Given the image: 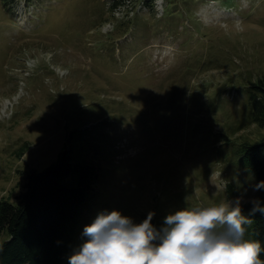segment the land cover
<instances>
[{
	"label": "rangeland",
	"instance_id": "374dc122",
	"mask_svg": "<svg viewBox=\"0 0 264 264\" xmlns=\"http://www.w3.org/2000/svg\"><path fill=\"white\" fill-rule=\"evenodd\" d=\"M5 2L0 198L63 147L98 173L63 264L99 213L163 221L244 189L242 206L256 198L243 150L264 127L243 115L248 85L264 79V0H43L25 5L24 25L9 16L23 6Z\"/></svg>",
	"mask_w": 264,
	"mask_h": 264
},
{
	"label": "clouds",
	"instance_id": "9594fccd",
	"mask_svg": "<svg viewBox=\"0 0 264 264\" xmlns=\"http://www.w3.org/2000/svg\"><path fill=\"white\" fill-rule=\"evenodd\" d=\"M4 7L43 4V0H5ZM12 9L18 23L19 11ZM264 190V180L252 191ZM247 189L231 200L213 206H193L168 214L157 229L148 212L140 223H133L117 210L97 214L85 225L86 237L79 249L68 257V264H264L258 239H246L252 217L264 215V204L252 198L248 215L242 205Z\"/></svg>",
	"mask_w": 264,
	"mask_h": 264
},
{
	"label": "trees",
	"instance_id": "16d2710c",
	"mask_svg": "<svg viewBox=\"0 0 264 264\" xmlns=\"http://www.w3.org/2000/svg\"><path fill=\"white\" fill-rule=\"evenodd\" d=\"M248 112L243 121L264 127V79L248 85ZM70 148L63 147L57 159L40 170L30 169L23 189L11 197L0 198V231L8 236L0 243V264H63L73 238V232L87 205V192L98 173L91 163L72 161ZM247 170L256 183L264 180V135L243 150ZM231 182L227 193L231 194ZM87 197V198H86ZM256 198L264 204V190L256 191ZM252 204L242 206L248 215ZM147 215L142 217V221ZM254 223L245 238L258 239L264 246V215L256 213ZM151 223L160 229L162 220ZM260 258L264 260V253Z\"/></svg>",
	"mask_w": 264,
	"mask_h": 264
}]
</instances>
